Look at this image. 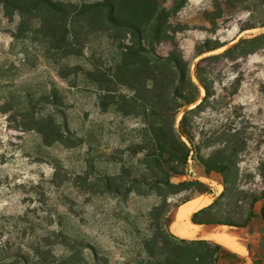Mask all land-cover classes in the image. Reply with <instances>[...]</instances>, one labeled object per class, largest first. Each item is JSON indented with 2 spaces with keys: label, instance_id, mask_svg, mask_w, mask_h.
Returning <instances> with one entry per match:
<instances>
[{
  "label": "rangeland",
  "instance_id": "rangeland-1",
  "mask_svg": "<svg viewBox=\"0 0 264 264\" xmlns=\"http://www.w3.org/2000/svg\"><path fill=\"white\" fill-rule=\"evenodd\" d=\"M128 2L136 4L133 17L149 40L93 13L79 16L77 26L61 21L62 29L77 32L64 50L34 30L41 27L38 12L0 4V241H11L36 264L54 255L66 264H211L221 250L176 236V210L207 197L212 216L242 225L264 200V48L254 51L264 44L257 41L264 34L259 1ZM215 43L227 44L197 56ZM236 43L238 49L225 53ZM122 46L133 49L126 61ZM172 52L197 83L202 66L210 96L200 86L199 102L180 112L177 127L193 110L188 122L195 138L192 144L184 138L191 149L185 173L167 182L163 175L143 176L157 163L145 156L149 150L159 155L149 141L157 120L145 117L133 97L146 86L144 60L161 62ZM102 73L123 75L129 85L114 87L117 95L106 100ZM53 94L62 113L50 108ZM120 94L127 98L117 104ZM209 158L225 166L224 173L207 175L202 162ZM99 175L111 176L119 193L107 191ZM192 182L212 194L201 195Z\"/></svg>",
  "mask_w": 264,
  "mask_h": 264
},
{
  "label": "trees",
  "instance_id": "trees-1",
  "mask_svg": "<svg viewBox=\"0 0 264 264\" xmlns=\"http://www.w3.org/2000/svg\"><path fill=\"white\" fill-rule=\"evenodd\" d=\"M257 1L260 3L257 5L264 10V0ZM0 4L5 5L7 8L13 7L22 14H37L38 12L40 16H37V18L41 21V27H35L34 30L37 31L40 29L42 34L50 40L49 42L57 49L61 50L67 49L66 45L69 46L77 38L76 28L62 29L61 21L67 22L70 20L71 23H75L77 26L78 21H76V19L79 16H90V14L93 13L98 14L108 24L113 23L114 25H118L119 23L120 25L117 27L120 31L129 32V29H133L141 40H149L148 35L144 36L142 34L145 33V29H143L142 25L133 17L136 4L132 5L128 0H103L91 4L84 3L80 6L71 3L55 2L53 0H0ZM50 18L51 20H49ZM258 24L264 27V17L259 20ZM143 26L147 28V25ZM253 28H255V26H253ZM257 41L263 43L264 34L258 36ZM226 44L227 43H215L204 46L197 51V56L217 50ZM239 45L240 43L234 44V46L228 48L225 53L238 49L240 47ZM263 45L264 44L258 48H254V51L264 48ZM121 49V58L126 61L129 55L133 53V49L129 46H122ZM244 52L246 51L243 50V53ZM161 60V62H154L147 58L144 60L143 69L145 71L144 80H146V86L144 89H135L136 93L133 100L142 104V113L145 117H153L157 120L154 125L151 124V127L149 126L150 139H148L152 141L154 148L158 149L159 155L151 150L145 154L148 160L153 158L152 161L157 163L155 167L147 168L149 173L152 174H147L146 171L143 176L148 177L151 175L152 177L159 178L160 175H163L168 179L167 182H169L170 178L185 173L188 157L191 152L187 142L193 143L195 138L194 133L196 132L194 127L188 122V116L193 110H189L185 113L179 127H177L178 116L182 110L190 108L199 102L202 93L200 86L205 89L207 96H210V89L206 78H204L202 74L203 68L201 65L197 66V83L193 80L191 67L178 53L172 52L168 54V56L161 58ZM120 65L121 64H119V67ZM125 67L126 66H124L123 69ZM123 77V75L119 76L118 74L108 76L106 73H102L101 76H99V87L104 92V99L111 100L115 98L117 94H115L114 87L129 85L124 82ZM51 97L54 100L50 102V108L54 113H62V105L56 99L58 95L53 94ZM117 97H119L117 104H122L120 97L126 96L120 94ZM105 103L106 102H104V104ZM108 106V104H105V108ZM59 130L60 136H57L59 137L56 138L57 141H61V133L67 131V126L64 125V128L60 127ZM40 133L46 136L45 131L42 130ZM200 134H204V131L201 130ZM215 157L217 158L218 156ZM214 159L215 158L204 159L205 161L202 162L205 166V173L207 175L216 171L224 173L223 169H225V166L219 168V164H217ZM96 180L97 182L103 183L107 191L119 193L120 188L116 186V181H112L113 178L111 176L99 175L96 177ZM163 181L164 180H156L154 184H161ZM192 183L198 186L197 189L201 195L212 194L205 184L200 182ZM125 189H130V192L132 191L129 186H126ZM211 209L210 206L203 208L193 215L192 221L195 224L237 225L231 221L222 222L218 220L211 215ZM207 215H209L208 218H206ZM9 242L3 243L0 241V264H36L31 260L28 252L13 248ZM189 244L203 245L205 242L193 240L189 241ZM82 245L86 246V244ZM214 246L218 250L221 249L219 245ZM197 257L200 258V255L197 254ZM220 259V254H218L215 261L211 264H217ZM42 264L66 263L64 259L54 255L47 263Z\"/></svg>",
  "mask_w": 264,
  "mask_h": 264
},
{
  "label": "crops",
  "instance_id": "crops-1",
  "mask_svg": "<svg viewBox=\"0 0 264 264\" xmlns=\"http://www.w3.org/2000/svg\"><path fill=\"white\" fill-rule=\"evenodd\" d=\"M178 210H176L171 228L178 227L179 230H190L192 232L191 239L219 245L221 247V259L217 264H264V200H258L255 203L249 220L245 224L232 225L235 229L230 234L245 248V250L239 249L238 251L232 250L211 237L224 224H195L192 221V217L199 211L195 212L189 219H185L178 224ZM173 233L176 236H181L174 230Z\"/></svg>",
  "mask_w": 264,
  "mask_h": 264
},
{
  "label": "bare ground",
  "instance_id": "bare-ground-1",
  "mask_svg": "<svg viewBox=\"0 0 264 264\" xmlns=\"http://www.w3.org/2000/svg\"><path fill=\"white\" fill-rule=\"evenodd\" d=\"M210 203V199L207 197L198 199L197 201L188 202L187 204L181 206L178 210V224L179 222L189 219L195 212H198L205 208ZM174 231L181 236L191 238L192 232L190 230H179L178 227H173ZM235 229L234 226L224 224L221 226L220 230H217L214 234L211 235L214 240L217 242L231 248L234 251L245 248L237 241V239L231 235V231Z\"/></svg>",
  "mask_w": 264,
  "mask_h": 264
}]
</instances>
